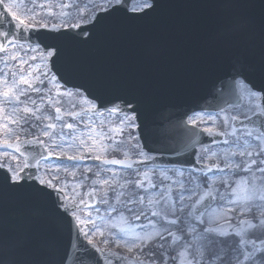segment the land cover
<instances>
[{
	"label": "snow or ice",
	"instance_id": "6c2138e0",
	"mask_svg": "<svg viewBox=\"0 0 264 264\" xmlns=\"http://www.w3.org/2000/svg\"><path fill=\"white\" fill-rule=\"evenodd\" d=\"M245 4L264 19V0ZM159 6L0 0V193L48 204L68 234L58 264H264V85L158 103L66 63L67 44Z\"/></svg>",
	"mask_w": 264,
	"mask_h": 264
},
{
	"label": "water",
	"instance_id": "95a60500",
	"mask_svg": "<svg viewBox=\"0 0 264 264\" xmlns=\"http://www.w3.org/2000/svg\"><path fill=\"white\" fill-rule=\"evenodd\" d=\"M247 12L261 9L245 0H160L142 20H120L86 43L67 44L65 60L103 93L139 92L158 103L193 100L231 76L264 85V70L235 55L241 45L264 41V19ZM67 241L46 202L0 193V264H58Z\"/></svg>",
	"mask_w": 264,
	"mask_h": 264
},
{
	"label": "rangeland",
	"instance_id": "374dc122",
	"mask_svg": "<svg viewBox=\"0 0 264 264\" xmlns=\"http://www.w3.org/2000/svg\"><path fill=\"white\" fill-rule=\"evenodd\" d=\"M242 85H243V83H240L239 84V90L241 89ZM240 92H241V90H240ZM241 94L243 96V93L242 92H241ZM243 98H244V101L246 102V97L243 96ZM51 159H52V161H55L56 160V158H51Z\"/></svg>",
	"mask_w": 264,
	"mask_h": 264
}]
</instances>
